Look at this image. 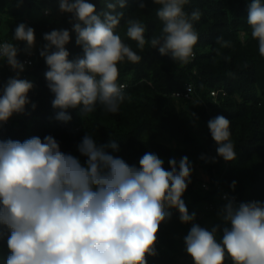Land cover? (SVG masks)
Instances as JSON below:
<instances>
[{"label":"clouds","instance_id":"obj_1","mask_svg":"<svg viewBox=\"0 0 264 264\" xmlns=\"http://www.w3.org/2000/svg\"><path fill=\"white\" fill-rule=\"evenodd\" d=\"M152 2L158 5L160 33L146 39L145 25L129 18L126 36L141 50L150 44L181 66L189 63L199 38L193 21L201 13L186 12L188 0ZM105 7L98 11L89 0H59L60 11L71 14V32L43 34L46 43L39 54L48 66L44 75L54 94L52 106L59 110L57 120L70 121V108H79L84 118L97 105L115 114L126 98L125 86L118 83V65L138 63L142 57L115 33L123 16L116 9L127 7V0H107ZM146 7L139 3L140 9ZM247 25L264 57L262 0H251ZM72 32L83 54L70 60L66 45ZM12 40L25 42L24 51L30 55L35 31L20 23ZM217 43L230 47L222 37ZM19 51L13 42H0V61L17 73L0 89V124L24 112L30 103L28 93L34 85L19 78L25 70L17 58ZM230 123L223 115L208 121L217 155L226 162L237 155ZM77 147L86 157L84 163L61 151L51 135L23 142L0 140V239L6 237L9 250L5 264H148L147 257L158 254V233L171 218L170 209L178 211L181 223L192 225L184 244L194 264H225L226 259L232 264H264V202L236 203L225 197L227 203L219 212L225 226L209 230L194 222L196 213H189L182 198L192 174L187 156L179 162L170 158L165 169L164 160L151 151L141 156L138 166L108 154L106 148L119 150L114 139L98 146L86 134Z\"/></svg>","mask_w":264,"mask_h":264},{"label":"trees","instance_id":"obj_2","mask_svg":"<svg viewBox=\"0 0 264 264\" xmlns=\"http://www.w3.org/2000/svg\"><path fill=\"white\" fill-rule=\"evenodd\" d=\"M89 2L98 11L107 10V0ZM140 2L147 7L140 9ZM250 3L251 0H188L185 11L201 13L200 19L193 21L199 38L194 57L181 66L150 44L139 49L126 36L129 18L145 25V37L149 40L162 28L156 15L158 5L152 0H127V7L116 9L123 16L115 33L142 59L118 65V83L126 85V98L119 112L106 113L97 105L95 112L82 118L79 108H70L67 112L71 120L63 122L56 119L59 110L52 106L54 94L44 75L48 66L39 52L46 43L44 33L58 29L71 32V14L60 11L59 0H0V42L15 43L21 62L31 59L32 64H25L19 78L34 85L24 112L12 116L8 124H0V140L23 142L33 136L43 139L51 135L61 151L76 156L82 163L86 157L77 146L86 134L93 136L98 146L116 140L119 150L105 151L129 165L138 166L141 156L149 151L164 160L165 169H169L170 158L179 162L187 156L192 174L182 198L189 213H196L195 221L201 227L209 230L216 225L224 227L219 212L227 201H223L218 191L202 188L205 175L211 177L212 185H219L241 199L257 198L264 202V57L260 56L258 42L251 37L247 25ZM20 23L35 31V47L30 55L24 51L25 42L12 40ZM218 37L229 41L230 47H221ZM66 48L70 60L83 54L75 43L74 32ZM16 75L6 61H0V89ZM177 93H189V97ZM218 115L231 122V140L237 154L231 162L217 155L218 145L208 128V121ZM209 204L214 205L213 210L207 209ZM170 211L171 218L161 225L158 233V254L147 257L148 264H194L184 244L191 223H181L178 211ZM221 238L222 231L217 234V239ZM8 255L5 237L0 239V264H5ZM225 264L232 262L226 259Z\"/></svg>","mask_w":264,"mask_h":264},{"label":"built area","instance_id":"obj_3","mask_svg":"<svg viewBox=\"0 0 264 264\" xmlns=\"http://www.w3.org/2000/svg\"><path fill=\"white\" fill-rule=\"evenodd\" d=\"M24 63L25 64L27 63V64H30L31 65L32 64V61H31V59H26L24 61ZM123 85L125 86L124 87V89H125L126 88V85L125 84H123ZM189 89L191 90V88L190 87L188 88V92H190ZM177 95H185L186 97H189V93H186V94L185 93H177ZM213 95L216 96L217 93H213ZM17 114H20V113H14L12 116L17 115ZM10 119L7 122L3 123V124H8L10 122ZM202 188L205 191H209V190H213V189L216 190V191H218L220 193L223 201H227L225 199V197H227L229 199H234L236 203H240V202H251V201H254V200H258V201L263 202L262 200H259L257 198H251L249 200H244V199H241L237 194H232L231 192H227L225 189H223L219 185H212L211 177L208 176V175H205L204 178H203V180H202ZM207 209L208 210H213L214 209V205L213 204H209L207 206ZM194 222L197 223L196 221H194Z\"/></svg>","mask_w":264,"mask_h":264}]
</instances>
